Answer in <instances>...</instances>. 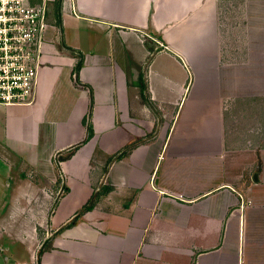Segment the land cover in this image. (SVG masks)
Wrapping results in <instances>:
<instances>
[{
	"label": "crops",
	"instance_id": "0c3cea01",
	"mask_svg": "<svg viewBox=\"0 0 264 264\" xmlns=\"http://www.w3.org/2000/svg\"><path fill=\"white\" fill-rule=\"evenodd\" d=\"M220 3L61 1L0 109V264H264V52Z\"/></svg>",
	"mask_w": 264,
	"mask_h": 264
},
{
	"label": "built area",
	"instance_id": "2783aa9c",
	"mask_svg": "<svg viewBox=\"0 0 264 264\" xmlns=\"http://www.w3.org/2000/svg\"><path fill=\"white\" fill-rule=\"evenodd\" d=\"M48 1L0 0V109L36 100L51 27Z\"/></svg>",
	"mask_w": 264,
	"mask_h": 264
},
{
	"label": "rangeland",
	"instance_id": "374dc122",
	"mask_svg": "<svg viewBox=\"0 0 264 264\" xmlns=\"http://www.w3.org/2000/svg\"><path fill=\"white\" fill-rule=\"evenodd\" d=\"M39 1L41 0H33V2ZM47 4L48 20L51 22L55 19L54 15L58 7V0H49ZM220 4L221 8L223 6L227 7L225 8L226 11H221L219 14L221 22L226 26V29L223 30L226 39L228 40V36H231L229 42L225 39L226 46L235 48L237 52L238 48L243 49V47L237 46L240 44L242 46L244 38L246 37L247 40V37H249L252 47H260L264 52V13L260 12L261 8L264 11V0H221ZM247 24L252 25L251 29H248ZM256 26L262 27V30L259 31L254 28ZM161 44L163 45V43ZM157 45L159 46L158 43ZM242 52H244V49L238 51V53Z\"/></svg>",
	"mask_w": 264,
	"mask_h": 264
},
{
	"label": "trees",
	"instance_id": "16d2710c",
	"mask_svg": "<svg viewBox=\"0 0 264 264\" xmlns=\"http://www.w3.org/2000/svg\"><path fill=\"white\" fill-rule=\"evenodd\" d=\"M61 1L62 0H58V7H57V10H56V13H55V17H56L57 21H58V19L60 17V13H59L60 7L59 6H60ZM59 22H60V19H59ZM139 85H140L141 90H143L145 88V85H144V83L142 81V77L140 78ZM87 128H88L87 138H89L91 136V134H92V131L90 129V126H87ZM115 157H117V155H112L111 157H109V160L112 159V158H115ZM96 196H97V194L93 195V197L89 200V202L87 204H85L84 206H82L81 210L77 214H80L84 210L91 208L93 206V203L95 201ZM75 218L72 221H70L69 225H71V224H73L75 222ZM41 252H42V249H40V251L38 252V256H40Z\"/></svg>",
	"mask_w": 264,
	"mask_h": 264
}]
</instances>
